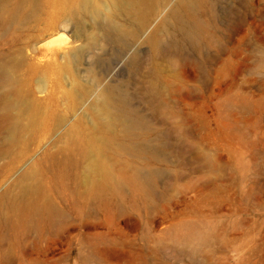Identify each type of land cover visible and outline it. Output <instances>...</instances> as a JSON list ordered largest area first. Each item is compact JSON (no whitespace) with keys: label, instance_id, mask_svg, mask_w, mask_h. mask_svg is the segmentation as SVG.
I'll return each mask as SVG.
<instances>
[{"label":"rangeland","instance_id":"rangeland-1","mask_svg":"<svg viewBox=\"0 0 264 264\" xmlns=\"http://www.w3.org/2000/svg\"><path fill=\"white\" fill-rule=\"evenodd\" d=\"M174 1L124 48L78 0H0V264H264V0H211L213 39L175 34L171 54L161 31L152 55ZM82 33L98 42L73 60ZM103 92L113 140L134 124L131 152L104 158L142 188H90Z\"/></svg>","mask_w":264,"mask_h":264},{"label":"bare ground","instance_id":"bare-ground-1","mask_svg":"<svg viewBox=\"0 0 264 264\" xmlns=\"http://www.w3.org/2000/svg\"><path fill=\"white\" fill-rule=\"evenodd\" d=\"M171 1L173 0H78L77 12L84 13L95 20L101 19L102 24L108 29L104 36L106 35V38L107 36H117L119 38L118 44L124 48H128L135 44L148 31L153 21L161 14L162 9L167 8ZM258 9V6H255L253 13H257ZM204 11L211 13V0H175L166 15L146 38V42L152 48V55L166 51V48L162 46V42L159 39V32L161 31L170 35V40L166 43L168 44V51L171 54H179L181 51L182 45L179 40L173 37L175 34L179 36L180 40H194L197 43L205 39H213L211 37L214 26L210 20L204 18ZM169 18L173 19L172 27H170L171 25L168 22ZM248 25L254 26L256 29L261 24L259 21L256 23L255 18H252L248 22ZM75 26L78 27V37H80L82 22L76 20ZM97 42L98 40L94 38L86 39L82 33V44L71 54V57L73 60H76L78 56L80 57L84 48H92ZM195 64L197 66H205V63L202 61ZM226 65L225 62L221 63L218 71L219 75L225 72ZM156 88V82L151 81L148 90L154 92ZM10 91L14 97L8 103L12 105L17 102L19 94L12 85ZM114 102L115 100L109 92H103L93 103L99 112L97 114L103 117L102 121L95 122V133L90 138L91 147L94 150V158L88 167V177L90 188L96 195H102L108 189L119 192L123 185L142 188L146 183V178L139 171L132 170L123 160L119 168V173L123 180L119 182L116 179L115 168L104 158L103 151L110 146L114 147L120 155L130 153L133 149L131 128L134 124L130 123L129 120L120 122L122 125V138L120 140H113L112 138L116 123L118 122ZM200 107V105L195 106V110L200 112ZM228 124L229 122L224 123V125ZM121 184L123 185L121 186Z\"/></svg>","mask_w":264,"mask_h":264}]
</instances>
